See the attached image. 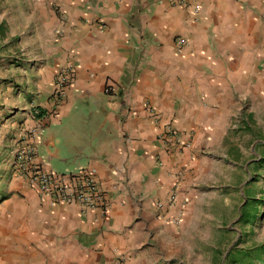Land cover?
Listing matches in <instances>:
<instances>
[{"label":"crops","instance_id":"0c3cea01","mask_svg":"<svg viewBox=\"0 0 264 264\" xmlns=\"http://www.w3.org/2000/svg\"><path fill=\"white\" fill-rule=\"evenodd\" d=\"M24 2L16 20L1 21L3 264H117L116 250L122 264H178L212 147L228 131L255 129L257 172L264 166V0ZM66 66L74 77L57 98ZM167 124L189 146L166 149ZM36 125V162L56 173L94 169L105 213L50 206L12 173L16 144Z\"/></svg>","mask_w":264,"mask_h":264},{"label":"rangeland","instance_id":"374dc122","mask_svg":"<svg viewBox=\"0 0 264 264\" xmlns=\"http://www.w3.org/2000/svg\"><path fill=\"white\" fill-rule=\"evenodd\" d=\"M24 6V0H0V47L6 30L1 21L16 20ZM256 132L228 131L223 144L212 147V176L203 185L207 193L197 201L194 223L178 241V264H264V166L257 172L262 147L252 143ZM247 182L248 199L240 194ZM2 247L0 225V264Z\"/></svg>","mask_w":264,"mask_h":264},{"label":"built area","instance_id":"2783aa9c","mask_svg":"<svg viewBox=\"0 0 264 264\" xmlns=\"http://www.w3.org/2000/svg\"><path fill=\"white\" fill-rule=\"evenodd\" d=\"M179 44L184 39H178ZM73 67L61 68L55 75L53 95L57 98L64 92L74 77ZM113 85L105 86L104 92L111 93ZM32 115L38 118L40 109L35 108ZM41 138L40 125L25 131L12 153V173L23 179L30 187L34 188L40 197L45 199L50 206L77 204L83 211L87 209H99L106 212L109 204L106 194L102 190L94 169L87 168L74 173H56L46 170L36 162L37 147ZM166 149L185 148L189 143L182 140L181 133L172 125L167 124L159 137ZM176 194L173 192L168 197V202H175ZM156 209H162V203H156ZM178 221V218L176 219ZM126 254L116 250L115 261L122 264Z\"/></svg>","mask_w":264,"mask_h":264},{"label":"trees","instance_id":"16d2710c","mask_svg":"<svg viewBox=\"0 0 264 264\" xmlns=\"http://www.w3.org/2000/svg\"><path fill=\"white\" fill-rule=\"evenodd\" d=\"M43 114V111H40V115H42Z\"/></svg>","mask_w":264,"mask_h":264}]
</instances>
